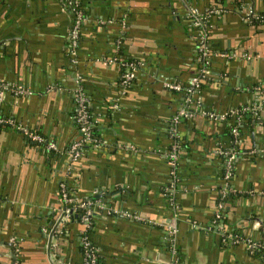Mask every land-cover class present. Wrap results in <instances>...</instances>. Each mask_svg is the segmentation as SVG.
I'll use <instances>...</instances> for the list:
<instances>
[{"label": "crops", "instance_id": "crops-1", "mask_svg": "<svg viewBox=\"0 0 264 264\" xmlns=\"http://www.w3.org/2000/svg\"><path fill=\"white\" fill-rule=\"evenodd\" d=\"M81 2L85 20L71 54L72 15L62 0H0V83L13 88L0 96V115L57 144L47 149L0 123V264H80L84 234L98 264H264L262 249L248 244L264 242V24L244 19L229 1L210 15V73L200 78L192 114L175 121L185 92L166 83L187 84L198 71L187 10L214 0ZM249 3L264 9V0ZM127 57L138 67L124 87ZM79 86L100 138L74 160ZM242 105L257 110L237 140L229 126L235 116L219 115ZM173 128L182 148L168 196ZM62 179L78 203L93 200L91 218L86 226L74 212L49 241L63 208Z\"/></svg>", "mask_w": 264, "mask_h": 264}, {"label": "built area", "instance_id": "built-area-1", "mask_svg": "<svg viewBox=\"0 0 264 264\" xmlns=\"http://www.w3.org/2000/svg\"><path fill=\"white\" fill-rule=\"evenodd\" d=\"M225 1L231 2L232 6H234L235 10L240 11L241 14H243V18L248 20L249 22H252L253 19H261L262 15L260 14L261 11H256L254 8L249 5V0H238V3L236 4L234 0H214L213 4L208 6L205 10H199L195 6H190L187 10L186 17L191 21L192 25L195 26L196 32H195V41L197 45V55L198 60H201L202 66L200 67V72L194 75L191 80L187 84H183L180 82H167L166 85L176 91H184L185 92V105L181 106L177 114L174 116V120L177 121L180 115H190L192 114V110L190 108V105L193 102V97L195 94L196 89L201 85L200 78L202 76L207 75L210 73V64H211V58H212V50L210 48L209 43V18L211 14H217L218 12L223 11L222 4H224ZM62 3L64 6L70 11L72 15V22L68 37V45L70 47V53L74 54L75 49L77 47V38L78 33L81 24L85 20V14L77 7L78 0H62ZM68 5V6H67ZM69 5H72V7H69ZM123 64L126 66V69L124 73L121 75V84L122 86L126 87L129 85L130 81L135 76V71L138 67V62L131 61L126 62L124 61ZM13 90V88H10V86H7L5 84L0 83V96L4 94L6 90ZM74 98L76 102V119L80 123L79 132L81 133V138L76 139L74 142L71 143L69 147V152L72 157V159H77L81 153V145L84 140H92V143L98 142L99 138L91 137V129L88 119V114L86 112V101L84 92L81 86L76 88L74 92ZM257 110L256 106H249V105H242L240 108H233L231 110H228L227 112L221 113L219 116L222 118L227 117L229 114L231 116H236V125H234L231 129L233 135L237 136L238 131V124L240 120V116L245 111H252L255 113ZM210 116L215 117L216 114L209 113ZM9 123L12 126H15L18 130H20L24 135H26L29 139L40 142L46 146L47 149L50 150H57V144L54 142L47 141L46 138L40 134L39 132H36L29 127L25 126L22 123H17L13 118L11 117H5L0 115V123ZM79 133V134H80ZM173 137H177L175 128L172 129ZM239 140V138L237 139ZM181 149L180 142L173 138V142L171 143L170 148L167 150V155L169 158L170 163V171H169V183L167 186V190L171 192L175 191L176 186V180H177V163H178V156ZM264 153V150H261ZM252 153H256V149L251 150ZM233 171V155L230 154L225 161L224 164V189L225 191H231L230 187V179L232 176ZM59 192L61 195V198L63 200V208H62V216L61 220L59 222H64L66 219H68L70 216H72L75 212L74 208H71L68 203L74 200V195L68 191L67 186L64 182V179H62L59 182ZM93 204V200H84L82 202L78 203V206L80 208H85L84 214L82 215L81 219L83 221L84 225H88L91 218V209L90 206ZM58 222V223H59ZM176 232L177 227L175 225V222H172L168 225V235H169V242H170V248L175 252V243H176ZM237 241L239 238L237 236L234 237ZM248 244L253 249H264V242L258 241L253 242L251 240H248ZM15 264H21L19 262H16ZM80 264H97L96 261V251L92 247V244L90 240L87 238V236L84 234L82 237V261ZM170 264H178V261L174 260Z\"/></svg>", "mask_w": 264, "mask_h": 264}, {"label": "trees", "instance_id": "trees-1", "mask_svg": "<svg viewBox=\"0 0 264 264\" xmlns=\"http://www.w3.org/2000/svg\"><path fill=\"white\" fill-rule=\"evenodd\" d=\"M234 2L237 4L238 3V0H234ZM68 6V5H67ZM69 7H72V5H69ZM77 7L80 9V10H82V12L85 14V10H84V8H83V4H82V2H81V0H78V4H77ZM261 15H262V18L261 19H253L252 20V22L253 23H259V24H264V9H262V12L260 13ZM122 60H124V61H126V62H131V61H135L134 60V58H129V57H127V58H122ZM202 66V62H201V60H198V62H197V69H198V71H197V73H199L200 72V67ZM125 69H126V66L123 64L122 66H121V74L122 73H124V71H125ZM207 79V78H206ZM84 96H85V94H84ZM85 101H86V112H87V114H88V119H89V124H90V129H91V137H94V138H100V127H99V125H100V123H99V121L96 119V112H95V110H94V107H93V105H92V103H91V101H90V99L89 98H87L86 96H85ZM241 107V106H240ZM240 107H238V108H240ZM76 113H77V109H76V105H75V108H74V111H73V115H74V123L76 124V126H77V128H79V126H80V123L78 122V120L76 119ZM254 113L252 112V111H245L241 116H240V122H239V124H238V126H237V128H238V131H239V133H238V135L237 136H235V135H233V137L234 138H236V139H240V137L242 136V127H241V124L243 123H245V122H249L251 119H254ZM227 117H229L228 119H232V117L233 116H231L230 114L227 116ZM234 120L233 121H231L230 122V124H229V126H230V129H232V127L234 126V125H236V116L233 118ZM80 133V132H79ZM82 136H81V133L78 135V137H77V139L78 138H81ZM174 138H176L179 142H180V144H181V146H182V143H181V141L179 140V138L178 137H174ZM92 140H84L83 141V143H82V145H81V150H83L84 148H86V147H88L90 144H92ZM170 146H171V144L168 146V148H170ZM182 148V147H181ZM181 150V149H180ZM179 154H180V152H179ZM179 157V156H178ZM64 182H65V184H66V186H67V189H68V191H70V193L71 194H73V192H72V187L67 183V181L66 180H64ZM168 183H169V181H168ZM168 183H167V186H168ZM165 193L169 196L170 195V191H168L167 189L165 190ZM68 205L71 207V208H74L75 209V212H78V215L80 216V217H82V215L84 214V211H85V208H80L79 206H78V202L74 199V200H72L71 202H69L68 203ZM81 223H83V221H81ZM92 247H93V245H92ZM94 248V247H93ZM167 248H169V242L167 243ZM95 250V249H94ZM261 251H263L264 252V249L262 248V250ZM96 261H97V264L99 263V256H98V254H97V252H96Z\"/></svg>", "mask_w": 264, "mask_h": 264}, {"label": "water", "instance_id": "water-1", "mask_svg": "<svg viewBox=\"0 0 264 264\" xmlns=\"http://www.w3.org/2000/svg\"><path fill=\"white\" fill-rule=\"evenodd\" d=\"M62 214H63V213H61V214L59 215V218H58L57 222L54 224L53 229H52V230L49 232V234H48V236H49V241H50V239H51V237H52V235H53V231H54V229L56 228L58 222L61 220V216H62Z\"/></svg>", "mask_w": 264, "mask_h": 264}]
</instances>
